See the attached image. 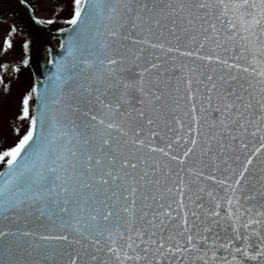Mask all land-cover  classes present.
Wrapping results in <instances>:
<instances>
[{
  "label": "snow or ice",
  "instance_id": "6c2138e0",
  "mask_svg": "<svg viewBox=\"0 0 264 264\" xmlns=\"http://www.w3.org/2000/svg\"><path fill=\"white\" fill-rule=\"evenodd\" d=\"M75 3L131 47L0 155V264H264V0Z\"/></svg>",
  "mask_w": 264,
  "mask_h": 264
},
{
  "label": "water",
  "instance_id": "95a60500",
  "mask_svg": "<svg viewBox=\"0 0 264 264\" xmlns=\"http://www.w3.org/2000/svg\"><path fill=\"white\" fill-rule=\"evenodd\" d=\"M81 8L83 23L76 26L69 24L54 30L35 15V10L27 1L0 0V22L9 25L23 42V65L31 72L34 83L33 118L45 114L61 117L72 93H78L80 85L87 83V77L100 67L99 59L107 62L110 55L119 59L131 47L126 41L113 42L107 35L113 25L112 21L106 18L93 21L85 15L89 11L88 4L82 3ZM105 44L110 45L107 52L103 49ZM126 58L131 59L130 56ZM83 60L93 61L96 68H85ZM10 171L5 163L0 169V185L10 178ZM6 223L0 221V224ZM188 264L193 262L190 260Z\"/></svg>",
  "mask_w": 264,
  "mask_h": 264
},
{
  "label": "rangeland",
  "instance_id": "374dc122",
  "mask_svg": "<svg viewBox=\"0 0 264 264\" xmlns=\"http://www.w3.org/2000/svg\"><path fill=\"white\" fill-rule=\"evenodd\" d=\"M35 14L51 29L66 27L73 19L75 0H26ZM12 47H8V42ZM22 39L9 25L0 22V155L18 146L23 136L31 130L33 118L34 93L31 72L23 66L24 54ZM31 97L28 104L29 118L23 117V101ZM0 163V168L5 165Z\"/></svg>",
  "mask_w": 264,
  "mask_h": 264
}]
</instances>
